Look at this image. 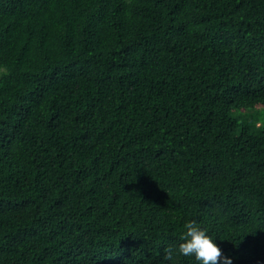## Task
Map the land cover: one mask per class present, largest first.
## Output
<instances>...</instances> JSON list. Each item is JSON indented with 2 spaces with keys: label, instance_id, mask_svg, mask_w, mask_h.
<instances>
[{
  "label": "trees",
  "instance_id": "trees-1",
  "mask_svg": "<svg viewBox=\"0 0 264 264\" xmlns=\"http://www.w3.org/2000/svg\"><path fill=\"white\" fill-rule=\"evenodd\" d=\"M256 108L264 0H0V264H264Z\"/></svg>",
  "mask_w": 264,
  "mask_h": 264
},
{
  "label": "clouds",
  "instance_id": "clouds-1",
  "mask_svg": "<svg viewBox=\"0 0 264 264\" xmlns=\"http://www.w3.org/2000/svg\"><path fill=\"white\" fill-rule=\"evenodd\" d=\"M185 228L187 231L182 237L184 242L176 250L168 248L165 260H171L174 251H178L183 256H194L200 264H232V259L223 255L221 249L206 235L205 230L197 227L195 221L188 222Z\"/></svg>",
  "mask_w": 264,
  "mask_h": 264
},
{
  "label": "rangeland",
  "instance_id": "rangeland-1",
  "mask_svg": "<svg viewBox=\"0 0 264 264\" xmlns=\"http://www.w3.org/2000/svg\"><path fill=\"white\" fill-rule=\"evenodd\" d=\"M257 110H253L252 114H254L253 116L258 119V121L264 125V108H256ZM251 111V110H250ZM249 112V111H248Z\"/></svg>",
  "mask_w": 264,
  "mask_h": 264
}]
</instances>
